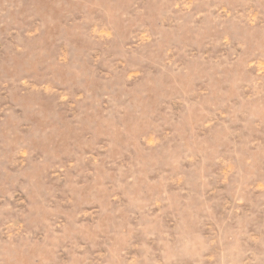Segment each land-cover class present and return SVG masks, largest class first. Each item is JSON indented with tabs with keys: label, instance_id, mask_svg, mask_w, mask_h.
<instances>
[{
	"label": "rangeland",
	"instance_id": "rangeland-1",
	"mask_svg": "<svg viewBox=\"0 0 264 264\" xmlns=\"http://www.w3.org/2000/svg\"><path fill=\"white\" fill-rule=\"evenodd\" d=\"M0 264H264V0H0Z\"/></svg>",
	"mask_w": 264,
	"mask_h": 264
}]
</instances>
